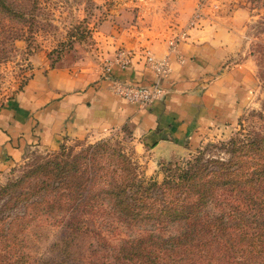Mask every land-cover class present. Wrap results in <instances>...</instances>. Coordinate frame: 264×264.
<instances>
[{
    "label": "trees",
    "instance_id": "trees-1",
    "mask_svg": "<svg viewBox=\"0 0 264 264\" xmlns=\"http://www.w3.org/2000/svg\"><path fill=\"white\" fill-rule=\"evenodd\" d=\"M23 1L0 0V17L23 19ZM255 116L188 160L158 163L160 182L111 138L63 142L11 171L0 184V264H28L26 245L46 239L45 222L57 233L32 264H264V118ZM106 217L151 228L111 246L95 232Z\"/></svg>",
    "mask_w": 264,
    "mask_h": 264
},
{
    "label": "crops",
    "instance_id": "crops-1",
    "mask_svg": "<svg viewBox=\"0 0 264 264\" xmlns=\"http://www.w3.org/2000/svg\"><path fill=\"white\" fill-rule=\"evenodd\" d=\"M196 6L193 0H182V5L159 17L157 26L153 17L142 15L136 23L140 27L103 36L112 45L104 47L110 53H103L102 69L94 65L35 72L0 109V173L21 162L34 147L56 150L63 141L98 140L121 128L130 133L136 151L147 149L159 157L192 150L218 127L233 122L247 99L249 75L245 63L231 66L240 40L229 29L228 18L208 17L204 8L201 19L186 29L185 40L167 53V41L188 25ZM118 48L131 53L129 65H111L105 72L115 55L111 51ZM141 49L156 60L166 57L169 71L159 82L162 97L138 108L116 96L111 84L153 83V71L138 57Z\"/></svg>",
    "mask_w": 264,
    "mask_h": 264
},
{
    "label": "rangeland",
    "instance_id": "rangeland-1",
    "mask_svg": "<svg viewBox=\"0 0 264 264\" xmlns=\"http://www.w3.org/2000/svg\"><path fill=\"white\" fill-rule=\"evenodd\" d=\"M193 1L196 5L205 3L207 8L204 13L208 17L228 18L229 29L239 36L240 49L231 66L242 62L248 67L247 99L242 102L241 111L233 122L218 127L192 150L169 151L159 157L147 149L136 151L135 144L127 137V129L112 130L98 139L111 138L119 142L123 153L131 155L132 161L136 162L137 172L145 179L152 178L156 182H160L162 178L158 163L185 161L207 143L227 140L236 131L239 118L243 119L245 129L256 118L255 114L264 118V0ZM22 5L25 8L23 19L0 17V109L22 91L37 71L45 73L53 69L89 68L94 65L102 69L103 53H110L104 47L112 45L104 39L105 36L112 37L119 31H127L132 25L140 27L141 23H136L139 19L143 20L142 15L153 17L157 26L158 23L155 22L159 21V17L166 16L170 10L182 5V0H148L146 3L144 0H25ZM117 50L111 51V54H116ZM98 140L82 142L92 144ZM64 144L73 147L76 143L74 140H67ZM54 151L57 149L34 147L28 150L21 162L0 173V184L11 178V171L16 175L24 164L32 163L37 156ZM205 211L208 215L216 213L211 207ZM41 225L45 228L44 232H47L46 239L37 243V238H34L32 244L26 245L31 247L27 251L28 264H32V260L38 256L46 255V247L57 233L52 224L45 222ZM150 228L126 226L106 217L99 221L95 232L98 231L109 245L115 246L149 231ZM177 230V226L171 225L166 234H174ZM95 240L90 238L93 249L106 252L110 249L106 246L102 248L99 245L101 242Z\"/></svg>",
    "mask_w": 264,
    "mask_h": 264
},
{
    "label": "built area",
    "instance_id": "built-area-1",
    "mask_svg": "<svg viewBox=\"0 0 264 264\" xmlns=\"http://www.w3.org/2000/svg\"><path fill=\"white\" fill-rule=\"evenodd\" d=\"M213 7L215 8V5H213ZM204 8H207L204 2L198 3L190 17L188 25L185 28L174 31L173 36L167 41V53L173 52L177 44L185 40L186 29L189 26H193L201 19L204 15ZM130 54V52L125 50H118L105 67V72L109 71L111 65H116L121 68L127 67L129 65ZM138 57L142 59L143 65L153 71L155 76L153 83L149 87H139L126 82L113 81L111 88L113 93L120 99L138 108H143L162 97L163 92L159 82L167 74L169 67L166 57L156 60L147 49H141L138 53Z\"/></svg>",
    "mask_w": 264,
    "mask_h": 264
}]
</instances>
